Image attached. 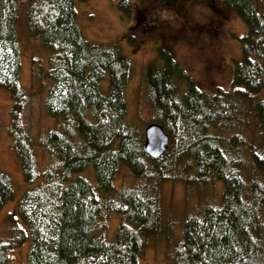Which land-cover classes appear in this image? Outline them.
I'll list each match as a JSON object with an SVG mask.
<instances>
[{"label": "trees", "instance_id": "obj_1", "mask_svg": "<svg viewBox=\"0 0 264 264\" xmlns=\"http://www.w3.org/2000/svg\"><path fill=\"white\" fill-rule=\"evenodd\" d=\"M87 1L0 0V90L11 99L7 130L27 185L15 217L8 218L11 237L0 240V264L27 241L26 264H140L149 241L161 234L164 213L157 196L119 189L115 179L127 170L134 179L152 173L156 183H164L169 177L163 167L171 163L190 171L192 176L182 178L187 186L209 177L223 187L219 205L183 221L172 264H264V5L225 0L246 29L236 37L240 58L233 63L229 109L223 91L207 95L162 47L143 70L153 122L170 137L168 150L153 159L142 150L144 137L125 120L130 64L117 44L87 41L77 21L76 4ZM23 5L29 36L51 55L41 75L47 81L43 110L59 121L36 142L19 122L26 99L17 34ZM117 8L131 17L129 0H118ZM225 108L229 131L237 118L250 114L254 143L233 131L227 138L231 148H225L224 135L215 132ZM34 143L54 160L44 173ZM237 145L247 149L245 157L233 154ZM87 169L92 181L84 175ZM12 198L10 178L0 171V210ZM112 215L122 222L109 238L97 229L105 231Z\"/></svg>", "mask_w": 264, "mask_h": 264}, {"label": "rangeland", "instance_id": "obj_2", "mask_svg": "<svg viewBox=\"0 0 264 264\" xmlns=\"http://www.w3.org/2000/svg\"><path fill=\"white\" fill-rule=\"evenodd\" d=\"M132 4L131 17L117 8L118 0H88L76 4L77 21L87 41L94 45L110 47L117 44L119 54L130 64L128 79L123 91L127 106L125 120L143 136L145 127L154 121L155 115L143 94L141 81L143 70L151 61L157 59L160 47L167 50L198 87L207 95L223 91V103L228 104L231 92V77L234 60L240 58L237 38L245 33L242 21L233 13L225 0H129ZM264 5V0H259ZM216 10H215V9ZM212 24V25H211ZM211 25V26H210ZM214 31H210L214 27ZM200 28L195 36L189 29ZM21 48V72L19 84L26 99L19 122L23 131L32 141L43 138L45 133L58 125L43 110L46 98L47 81L41 77L42 71L49 67L50 53L41 42L33 39L27 32L24 5L17 26ZM237 37V38H236ZM40 64V65H39ZM204 93V94H205ZM260 99H264V92ZM10 96L0 90V171L7 174L11 182L12 200L0 210V240L11 237L15 204L26 188L22 181L20 163L11 148L8 132L10 123ZM223 110L224 122L215 132L224 135L222 140L226 149L231 148L229 134H237L245 143H254L256 128L252 127L250 114L237 118L236 126L229 131V111ZM244 109L240 115H244ZM166 132V131H165ZM167 133V132H166ZM217 133V134H218ZM168 134V133H167ZM37 157L39 170L44 173L53 163L46 149L32 144ZM233 150V149H232ZM247 149L237 145L233 154L245 157ZM169 163H165L167 166ZM149 171L152 170L148 164ZM154 171V170H153ZM169 181L156 183L155 175L149 173L141 180L131 177L127 170H121L115 179L119 189H137L149 196H157L163 210L162 231L159 238L150 240L145 248L140 264H172L174 244L180 237L183 221L191 215L199 214L205 207L220 204L223 187L219 182L206 177L202 183L184 184L182 178H189L190 171L183 164L163 167ZM91 181L94 173L87 169L84 173ZM102 199H107L102 195ZM15 217V216H14ZM10 220V219H9ZM122 220L112 215L106 222V229L98 227L109 238ZM19 225V224H18ZM29 241L15 250L7 264H26Z\"/></svg>", "mask_w": 264, "mask_h": 264}, {"label": "water", "instance_id": "obj_3", "mask_svg": "<svg viewBox=\"0 0 264 264\" xmlns=\"http://www.w3.org/2000/svg\"><path fill=\"white\" fill-rule=\"evenodd\" d=\"M142 150L153 159L159 158L168 150L170 137L162 125L152 122L148 124L143 133Z\"/></svg>", "mask_w": 264, "mask_h": 264}, {"label": "flooded vegetation", "instance_id": "obj_4", "mask_svg": "<svg viewBox=\"0 0 264 264\" xmlns=\"http://www.w3.org/2000/svg\"><path fill=\"white\" fill-rule=\"evenodd\" d=\"M163 1H166V0H163ZM214 9H215V8H214ZM215 10H216V9H215ZM211 25H212V24H211ZM211 25H210V26H211ZM214 29H215V26H214V27H211L210 31H214ZM189 31H190L191 34H193V35H195V36H198L199 33H200V28H197V29H192V28H190Z\"/></svg>", "mask_w": 264, "mask_h": 264}]
</instances>
